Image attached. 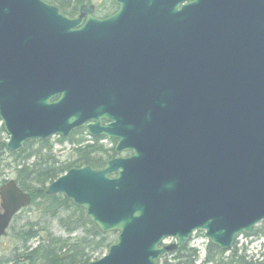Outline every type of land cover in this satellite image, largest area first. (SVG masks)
<instances>
[{
	"label": "water",
	"instance_id": "obj_1",
	"mask_svg": "<svg viewBox=\"0 0 264 264\" xmlns=\"http://www.w3.org/2000/svg\"><path fill=\"white\" fill-rule=\"evenodd\" d=\"M115 2L99 20L0 0L7 149L85 129L132 153L48 186L118 233L89 264H158L197 232L230 251L264 222V26L227 0ZM0 201L1 240L31 197L11 180Z\"/></svg>",
	"mask_w": 264,
	"mask_h": 264
},
{
	"label": "trees",
	"instance_id": "obj_2",
	"mask_svg": "<svg viewBox=\"0 0 264 264\" xmlns=\"http://www.w3.org/2000/svg\"><path fill=\"white\" fill-rule=\"evenodd\" d=\"M70 17L78 15L79 8L94 5V0H46ZM96 6V5H95ZM115 0H103L101 16L112 14ZM6 132L0 120V187L9 182L7 171L11 162H4V156L13 159L16 165L12 174L20 189L31 197V205L18 214L9 232L20 244L14 249L13 257L0 264H89L101 259L116 242V233H103L87 216L86 211L77 207L63 195H48V186L71 169L90 166L102 169L106 163L119 156L117 141L110 139L112 146L102 143L106 138L90 139L84 129L75 131L68 138H56L61 144H69L65 156L53 153V139L29 141L23 148L13 153L7 150ZM36 214V219L28 217L26 225H21L25 214ZM28 215V216H29ZM49 220L66 233L57 237L49 232ZM45 232V234H42ZM78 233L76 238L73 234ZM264 237V222L245 238ZM35 242L37 243L34 246ZM236 242L230 252L220 250L209 243L201 264H264L262 255H249L248 247L240 248ZM201 260L196 248L187 242L180 250L161 258L159 264H197Z\"/></svg>",
	"mask_w": 264,
	"mask_h": 264
},
{
	"label": "rangeland",
	"instance_id": "obj_3",
	"mask_svg": "<svg viewBox=\"0 0 264 264\" xmlns=\"http://www.w3.org/2000/svg\"><path fill=\"white\" fill-rule=\"evenodd\" d=\"M94 5L98 6V9L103 8V0H94ZM6 140H8V136L6 134ZM53 144H54V149H53V153L58 155V156H65L68 149H69V144H61L57 141L56 138H53ZM110 144V143H109ZM112 145L108 146V148H110ZM4 162H11V170L7 171V176L6 178L9 180H13L15 179V176L12 174L13 169H15L16 165L13 163V159L9 156H4ZM1 181V180H0ZM29 214H25L21 220V225H26L27 223V219L28 217L31 218L32 220L36 219V214L31 213L29 216ZM48 229L49 232L52 233L53 235L57 236V237H65L66 233L60 229V227L56 224V222H52V220H49L48 223ZM115 237L117 239L118 237V233L114 232ZM42 234H45V232H42ZM77 235H79L78 233L73 234L72 238H76ZM14 235L12 233H8V235L3 238L0 241V260L5 261L9 258L13 257V253H14V249L16 248V246H19L20 242L18 239H15L13 237ZM175 243V240H172L170 244ZM239 243V247L243 248V247H248V254L249 255H262L264 253V237L257 239L256 238H245V237H240L238 240ZM209 244L208 239L205 238L204 233H196L192 236V238L189 240V247L190 248H196V250H198V252L200 253L201 256V260L197 263V264H201V261L203 260V258L205 257L206 254V249L207 246ZM37 243L35 242L34 246H36Z\"/></svg>",
	"mask_w": 264,
	"mask_h": 264
},
{
	"label": "flooded vegetation",
	"instance_id": "obj_4",
	"mask_svg": "<svg viewBox=\"0 0 264 264\" xmlns=\"http://www.w3.org/2000/svg\"><path fill=\"white\" fill-rule=\"evenodd\" d=\"M229 1L230 3L232 4H235L236 7H238L241 11L244 10V11H250L252 12V17H253V20L252 22L254 24H261L264 26V0H227ZM101 9V8H100ZM98 9V6H94V14L93 16L99 20H105L111 16H113L114 14H116L119 10V6L116 5V6H112V14L108 15V16H101L99 14V10ZM80 10L81 8H79L78 10V15L77 16H74V17H70V18H77L79 15H80ZM86 21V20H85ZM58 98L54 99V100H57ZM104 123H107V121H103ZM108 142L110 139H106ZM132 155L131 152H126L123 154L124 157H128ZM0 204H1V201H0Z\"/></svg>",
	"mask_w": 264,
	"mask_h": 264
}]
</instances>
